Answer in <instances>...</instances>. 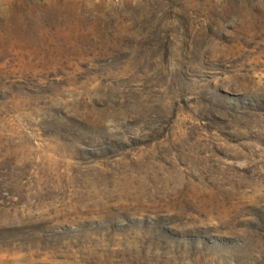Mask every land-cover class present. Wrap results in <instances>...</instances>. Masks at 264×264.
Instances as JSON below:
<instances>
[{"label": "rangeland", "instance_id": "1", "mask_svg": "<svg viewBox=\"0 0 264 264\" xmlns=\"http://www.w3.org/2000/svg\"><path fill=\"white\" fill-rule=\"evenodd\" d=\"M0 264H264V0H0Z\"/></svg>", "mask_w": 264, "mask_h": 264}]
</instances>
